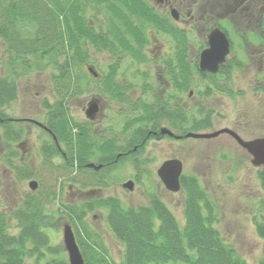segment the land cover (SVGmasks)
Wrapping results in <instances>:
<instances>
[{
	"label": "trees",
	"instance_id": "obj_1",
	"mask_svg": "<svg viewBox=\"0 0 264 264\" xmlns=\"http://www.w3.org/2000/svg\"><path fill=\"white\" fill-rule=\"evenodd\" d=\"M149 29L181 40L178 65L186 88V76L194 69L186 60L188 36L145 0H0V157L12 167L17 179L29 178L33 173L17 163L15 143L25 136V119L11 116L8 110L18 99V81L35 72L48 73L52 91V100L45 96L40 103L46 127H40L45 134L40 146L42 158L52 162L53 157L60 156V163L55 165L58 175L65 173V181L83 188L105 185L102 178L113 169L114 158L118 154L123 158L122 152L134 146L137 149L133 155L141 152L163 119L180 133L207 127L209 117L197 118L189 110L176 116L181 124L176 126L170 121L175 118L173 112L165 113L157 101L147 99L153 92L148 72L130 86L142 89L137 96L140 99L130 101L125 92L128 88L121 84L124 79L119 74L120 64L124 57L136 63L147 60L144 47ZM91 50L110 57L101 77L87 69L91 65L98 72ZM91 91L130 104L132 111L124 118L120 131L122 138L98 136L92 128L93 121L78 120L70 114V100ZM89 162L101 167L91 168ZM83 173H90L93 180L85 181ZM180 183L182 224L154 192L148 194L146 204L137 206H125L117 196L108 195L61 209L73 228L84 264H246L217 228L219 211L199 179L184 173ZM55 190L53 185L47 195L55 197ZM42 199L47 201L27 192L16 207L8 211L0 208V264H68L62 245L52 244L42 225ZM93 209L105 210L111 233L123 245L119 261L112 258L100 235L85 220ZM9 219L15 222L16 232L9 231ZM256 228L264 236V221Z\"/></svg>",
	"mask_w": 264,
	"mask_h": 264
},
{
	"label": "rangeland",
	"instance_id": "obj_2",
	"mask_svg": "<svg viewBox=\"0 0 264 264\" xmlns=\"http://www.w3.org/2000/svg\"><path fill=\"white\" fill-rule=\"evenodd\" d=\"M159 37L161 40L168 38L162 33L159 34ZM155 44L157 45V42ZM2 45L0 41V46ZM91 52L94 55L97 69L102 73H106L110 57L107 53L94 50H91ZM142 66L147 67L141 63H136L129 57H124L120 64L119 74L122 75L123 81L137 84L138 79L142 78L144 73L147 72L142 70ZM239 82L240 86L245 89L242 98L235 96L236 99L228 101L220 97L221 100H224L223 104L226 103L224 108H220V113L223 115L221 122H226L231 126L235 120L249 118L250 113L247 110L249 105L255 104L256 110L262 111L264 109V95H261L262 98L254 95L251 89V81L245 79ZM148 84L150 83L148 82ZM18 86V99L13 103L12 110H8V113L16 118L26 117L42 122L45 113L40 103L45 96L50 101L52 100L48 73L43 71L32 73L21 78L18 81ZM99 86L96 85V88ZM141 92L142 89L137 86V90L131 91L130 95L134 100H138L140 98L137 96ZM97 93V91L85 92L72 98L69 102L70 114L78 120H88L84 114V107L90 97ZM147 99L153 102L152 97H147ZM131 111L130 107L120 106L104 96L102 113L92 122L95 134L101 137L115 136V138H122L123 134L120 133L122 124L124 118L129 116ZM218 119V117H215V122L219 123ZM24 126L26 128L25 136L20 139L24 143L21 145H18L19 141L15 143L18 148L17 163L24 169L32 171L33 176L22 180L17 179L12 167L7 166L0 157V208L8 211L16 207L21 202L24 193L27 192H32L37 194L38 197L47 199V201L42 199L44 214L41 217V222L50 236V242L61 244L62 252H65L61 234L62 224L67 219L61 214V209L66 208L68 204H80L84 200L99 196H117L125 206H137L146 204L148 194L154 192L161 196L182 224V191H168L156 174L158 165L165 158L179 157L183 161L184 171L195 175L216 203L217 211H219L216 226L224 240L234 246L246 264H264V236H260L256 228L257 223L264 220V177H260L258 173L263 167H254L250 163V157L246 151L240 148L234 140L230 141L228 139L224 142L222 138L214 139L213 145L210 146H213L214 150L217 149L218 153H209L208 145L211 142L206 139L189 137L177 141L168 138L160 140L152 138L145 143L141 152L135 154L136 156L131 152L130 156L119 157L113 164V169L104 173L102 179L105 181V185H89L83 188L69 180L65 181V173L58 175L55 165L60 163V156L53 157L52 162L43 160L40 146L45 134L40 126L29 121H26ZM242 135L244 138L250 137V133ZM221 151L230 161H219L217 159ZM2 153L3 147L0 142V156ZM235 159L236 162H234ZM210 163L214 165L211 171L208 170ZM227 168L235 172L225 171ZM77 175L79 177L80 174ZM83 175H86L85 181L93 180L90 179V173H83ZM134 175L137 179H134L133 189L122 188L121 183L126 178L132 179ZM32 178L39 183L35 190H31L28 185ZM71 184L74 186L68 188ZM53 185L54 189L56 188V194L55 197L51 198L47 194ZM78 188L86 191L92 190L93 192L79 195ZM85 220L90 228L100 235L112 258L119 261L122 257L123 245L111 233L105 220V210L93 209L87 212ZM7 223L9 224V231L16 232L17 229L13 226L15 222L9 219ZM64 254L67 258V254ZM168 264H183V262H169Z\"/></svg>",
	"mask_w": 264,
	"mask_h": 264
},
{
	"label": "flooded vegetation",
	"instance_id": "obj_3",
	"mask_svg": "<svg viewBox=\"0 0 264 264\" xmlns=\"http://www.w3.org/2000/svg\"><path fill=\"white\" fill-rule=\"evenodd\" d=\"M145 1L155 12L161 15H167L185 32V34H187L186 60L194 66V69L186 76L188 86L183 88L185 80H182L178 65L182 52L181 40L178 38L176 39V36L170 33H165L156 29H149L148 41L144 47L147 60L141 64L147 66H142V70H146L148 75L151 76L148 82L153 88V102L157 101L165 113L166 111L174 113L175 118L173 117L169 120L176 126L181 124L180 119L177 117H179L182 110L193 112L197 118L209 117L207 127L193 132H211L223 128H229L245 140L264 137V109L262 111L256 110L255 104L248 106L247 110L250 113L249 118L235 120L232 126L228 125L226 122H221V117H223V115L220 113V108H224L226 105V103L223 104L224 100H221L220 97L228 101L236 99L234 98L235 96L240 98L243 97L245 89L240 86V80L247 79L251 81V89L254 95H258L260 98H262L261 95H264V0ZM173 13L177 15V18L173 17ZM216 28L220 29L226 35L229 42V51L223 62L218 64L216 71L203 70L199 67L200 54L202 50L209 46L208 35ZM160 33L168 38L161 40L159 37ZM155 42H157V45ZM172 67L174 70H171ZM97 70L96 77H101L102 72L99 69ZM121 84L128 88V91L126 90L125 92L130 96V101H133L130 92L137 90V87H130L132 85L130 81L125 82L122 80ZM95 97L98 98L99 105V110L96 114L97 117L102 113L104 96L98 92ZM113 101L120 106L125 105L127 108L130 107L129 103L117 102L116 100ZM215 117L219 118V123L217 121L215 122ZM23 119H25V122L29 121L34 123L31 120L32 118L25 117ZM171 125L167 119H163L158 130L153 131V138L155 140L168 138L177 141L189 138L184 136L188 131L185 133L177 132V128ZM162 127L169 128L173 132V135H168L166 133L162 134L160 132ZM247 133H250V137L244 138L242 134ZM177 136H179V138H177ZM216 138H222L224 142L228 141V139L230 141L234 140L240 148L246 151V149L236 141L235 137L227 131L220 132L216 136L210 138L197 139L208 140L211 142L208 145L209 153H218L217 149L214 150V147L210 146L211 144L213 145V140ZM22 143H24L23 140L19 141L18 145H21ZM136 149L137 146H134L128 149L129 151L122 152V156L130 154ZM246 153L250 157L249 161L251 163L252 155L247 151ZM119 156L120 155L118 154L114 158L112 164H115ZM179 159L182 161L181 158ZM217 159L219 161H230L226 155L222 154V151L219 152ZM234 162H236V159ZM212 166L214 165L211 163L208 165L209 171L213 169ZM253 166L256 168L263 167V170L261 169L258 171L259 176L263 177L264 165ZM228 168L225 171H230L231 173L235 172ZM111 170L109 169L108 172ZM184 173L186 172L184 171L182 161V174ZM134 179H137L135 175L132 177L133 181ZM73 186L74 185L71 184L68 188ZM89 192L93 191H86L82 188H78L79 195H86ZM263 221L264 220H262V222ZM64 253H66V251Z\"/></svg>",
	"mask_w": 264,
	"mask_h": 264
},
{
	"label": "water",
	"instance_id": "obj_4",
	"mask_svg": "<svg viewBox=\"0 0 264 264\" xmlns=\"http://www.w3.org/2000/svg\"><path fill=\"white\" fill-rule=\"evenodd\" d=\"M173 17L177 18V15L173 13ZM208 42L209 46L202 50L200 54L199 67L203 70L216 71L218 64L223 62L229 51V42L226 35L218 28L209 33ZM87 69L92 75H96V71L91 65H87ZM98 110V98L92 96L84 107V114L89 120H93L96 117ZM32 121L39 126L46 128L41 122L37 120ZM223 131L231 133L236 141L252 155L251 163L253 165H264V137L245 140L229 128H223L211 132L188 131L184 136L210 138ZM160 132L162 134L166 133L168 135H173V132L167 127H162ZM177 138H179V136H177ZM87 165L94 169H99L101 167V164H95L93 162H89ZM156 174L168 191L178 192L181 189L180 176L182 174V161L179 158L172 157L163 160L157 167ZM28 185L31 190H35L38 186V182L36 179H31L28 182ZM121 186L125 189L132 190L134 181L132 179H127L121 183ZM62 240L67 252L68 263L84 264L83 256L69 222H64L62 225Z\"/></svg>",
	"mask_w": 264,
	"mask_h": 264
}]
</instances>
